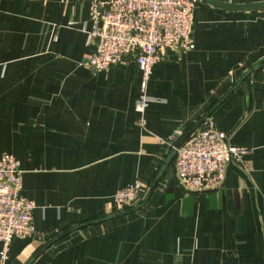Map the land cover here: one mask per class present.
<instances>
[{"label":"crops","instance_id":"crops-1","mask_svg":"<svg viewBox=\"0 0 264 264\" xmlns=\"http://www.w3.org/2000/svg\"><path fill=\"white\" fill-rule=\"evenodd\" d=\"M262 3L199 0L194 48L165 49L143 92L133 57L101 72L79 65L94 51L90 0H0V155L20 161L38 232L13 240L11 263L264 264ZM206 114L199 128L249 150L219 192L182 189L174 157L141 208L41 251L125 211L113 199L120 188L140 181L144 199L172 151L166 141Z\"/></svg>","mask_w":264,"mask_h":264},{"label":"built area","instance_id":"built-area-1","mask_svg":"<svg viewBox=\"0 0 264 264\" xmlns=\"http://www.w3.org/2000/svg\"><path fill=\"white\" fill-rule=\"evenodd\" d=\"M199 0H90V45L94 51L80 62L93 72L107 71L133 57L142 78V91L154 65L165 49L190 51L192 30ZM148 101L142 94L136 101L137 121L145 126ZM183 134L171 136V148ZM229 135L212 126L196 129L177 149L174 175L189 193L219 192L231 163L248 149L230 144ZM23 170L12 154L0 155V264L9 261L15 239H32L38 232L33 222L35 203L23 194ZM146 186L136 181L120 188L113 199L120 210L141 202Z\"/></svg>","mask_w":264,"mask_h":264},{"label":"water","instance_id":"water-1","mask_svg":"<svg viewBox=\"0 0 264 264\" xmlns=\"http://www.w3.org/2000/svg\"><path fill=\"white\" fill-rule=\"evenodd\" d=\"M261 6L264 7V3H262ZM209 113H210V111L208 112V114ZM208 114L202 116V118H200V120H198L196 122V124L186 134H184L179 139V141L175 144L174 148H172V151H171L170 155L168 156L167 160L165 161V163L163 164L161 170L159 171V173L157 175V178H156V181L151 186V188H150L149 192L147 193L146 197L139 204H137L133 208L127 209V210L119 212L117 214H114V215H111V216H108V217H105V218H101V219H98V220H94V221H91V222H88V223H85V224H81L80 226H76L74 228L68 229L67 231L61 233L60 235L56 236L55 238L49 240L46 244H44V246L42 247L41 251L43 249L47 248L49 245L53 244L56 240L64 237L65 235L69 234L70 232H72L74 230H77V229H80V228H83L85 226H89V225H92V224L101 223V222H104V221H107V220H110V219H113V218H116V217H119V216H122V215H125V214H128V213H132V212L138 210L139 208H141L145 204V202L149 199L151 193L153 192V190L155 189L159 179L162 177V175L164 174L165 170L169 166L171 160L174 157H176L177 149L182 145V143L186 140V138L189 137L196 129H198L199 126L207 119Z\"/></svg>","mask_w":264,"mask_h":264}]
</instances>
